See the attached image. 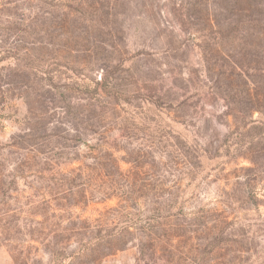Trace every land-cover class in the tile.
<instances>
[{
    "label": "rangeland",
    "instance_id": "374dc122",
    "mask_svg": "<svg viewBox=\"0 0 264 264\" xmlns=\"http://www.w3.org/2000/svg\"><path fill=\"white\" fill-rule=\"evenodd\" d=\"M0 264H264V0H0Z\"/></svg>",
    "mask_w": 264,
    "mask_h": 264
},
{
    "label": "trees",
    "instance_id": "16d2710c",
    "mask_svg": "<svg viewBox=\"0 0 264 264\" xmlns=\"http://www.w3.org/2000/svg\"><path fill=\"white\" fill-rule=\"evenodd\" d=\"M236 67H240V66H238V64H236V63H234V67L232 66V71H234L235 72V68ZM242 76V74H240V77ZM232 103V102H231ZM99 137L102 135V133L101 132H98V133H96ZM24 139H25V135H24V137H23ZM44 142H46V141H44V140H42V143H44ZM48 142V141H47ZM84 146L86 147V149H89V150H92V151H90L91 153V155H90V157L91 158H93V159H98V156L100 155L99 154V150L98 149H101L100 147H102V145L100 144V143H97L96 144V146H93V145H90L88 142H86V141H84ZM57 148V147H56ZM55 147L53 148V147H47L46 148V150H44V151H39L41 154H42V157L44 158V159H49V160H51L50 158V154H55V153H59V149H58V151H56L55 152V149H56ZM96 151H97V153H96Z\"/></svg>",
    "mask_w": 264,
    "mask_h": 264
}]
</instances>
